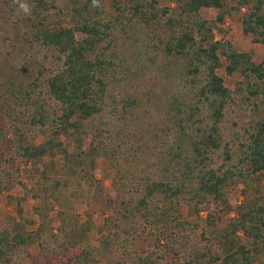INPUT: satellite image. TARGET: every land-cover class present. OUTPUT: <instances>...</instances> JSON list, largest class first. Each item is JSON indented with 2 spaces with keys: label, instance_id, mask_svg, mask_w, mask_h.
Here are the masks:
<instances>
[{
  "label": "trees",
  "instance_id": "16d2710c",
  "mask_svg": "<svg viewBox=\"0 0 264 264\" xmlns=\"http://www.w3.org/2000/svg\"><path fill=\"white\" fill-rule=\"evenodd\" d=\"M110 6L0 0V109L13 151L32 167V195L45 201L36 230L0 225V264H22L35 241L32 264H264V54L256 61L214 34L217 23L242 15L245 34L264 45V0ZM206 8L220 10L215 20L202 16ZM119 30L132 35L131 55ZM221 68L241 76L234 89ZM235 107L251 118L227 136ZM49 163L59 173L51 193L43 187ZM240 184L242 200L234 196ZM64 191L111 214L79 222L64 212L55 227L45 208H65Z\"/></svg>",
  "mask_w": 264,
  "mask_h": 264
},
{
  "label": "rangeland",
  "instance_id": "374dc122",
  "mask_svg": "<svg viewBox=\"0 0 264 264\" xmlns=\"http://www.w3.org/2000/svg\"><path fill=\"white\" fill-rule=\"evenodd\" d=\"M99 1L103 4L106 9L111 8L110 0ZM246 10L247 9L245 8L243 11ZM219 11L220 10L216 8H206L202 10L201 14L205 19L215 20ZM241 19L242 15H236L234 18L228 17L224 23H217L216 27L214 28L215 38L231 40L241 50H252L254 52L255 60L260 61L264 54V45L254 43L252 41V38L245 34V32L243 31ZM117 35L121 41L120 49H125L127 56L131 55L132 51L135 50L134 45H132L131 33H124L119 30ZM78 36H80V34H78ZM124 40L125 43H123ZM2 41H4V39L3 36L0 35V42ZM1 45L2 44L0 43V56H5V53L7 52L4 49L2 50ZM6 65L7 62L5 63L3 60L0 62L1 84H4L3 80L5 78V74L3 73V71H5L4 68L6 67L4 66ZM219 74L224 78L225 84L231 89L235 88L236 81L241 78L239 74H227L224 68H221L219 70ZM23 79L24 77L19 79V81ZM5 110L6 109H0V131H3V133L6 132L7 128H9L8 126H10V118L6 115ZM242 114L243 113L236 107L233 111H228L223 126L226 133L225 135L228 136L229 134H232V131L238 129L240 125L244 122V120H250L251 115L249 111L245 112V114L243 115ZM260 116L264 118V106L262 107ZM235 121H237L238 124L235 125L233 123ZM35 141L37 143H41L43 141V137L38 136L37 138H35ZM11 142L12 135L9 134V132L7 135L0 134V225L3 227H12L16 225L17 222H20L27 229L36 230L42 222L39 210H42L45 201L43 200V198L33 197L32 193L34 191L32 190V188L36 189L39 186L35 183V181H32L29 178V174H31L30 171H32V167H27L23 162H20V158L11 147ZM84 144L85 147L88 146L89 140H86ZM70 149H75L73 144H71ZM49 161L50 157H48L45 162ZM61 162V157L56 159V164L58 167L57 170L60 169ZM219 162H222V160H219ZM98 164L101 169H104V171L107 170L106 167L108 166V164L106 161L100 159V161H98ZM46 165V168L48 169L47 173L49 180L44 179L46 184L43 185V187L48 188L51 193L52 189L54 188V185L51 186L55 181L54 177H58L59 173L57 174V170H55L54 167H51L50 163ZM48 165L50 167H48ZM100 176L101 175L98 173L97 177ZM37 178L40 180V177ZM111 181V178H108L106 180V188L109 189L111 187ZM20 182H26L28 184V190L27 188L25 189ZM258 182L260 185L261 192L264 194V175H260ZM242 188V184L235 187L234 196L238 198V200H242ZM59 190L60 189H58L57 191ZM62 200L64 202L63 204L65 208H61L58 204L53 210L51 208H45V210L47 209L51 219V222L49 224L55 227H57V225L59 224V216L62 217L64 215V212L68 213L69 215L72 214L74 216H78L80 220L79 222H84L85 220H87V216L89 213L99 217H101L103 213L107 215L111 214V212L106 209V205L101 202L94 204L92 202V199H84L82 202L79 198V193L77 191L75 195L71 194L70 191H64V197ZM50 201L54 202L53 198H51ZM187 213L188 211L186 212V214ZM202 214L205 216L206 213L204 212ZM190 219L195 220L196 216L193 215ZM89 235L91 238V243L94 246H97V231L92 229ZM29 249L32 256H36L40 251L39 245L36 241L31 244ZM32 256H29L24 259L22 261V264H32Z\"/></svg>",
  "mask_w": 264,
  "mask_h": 264
}]
</instances>
